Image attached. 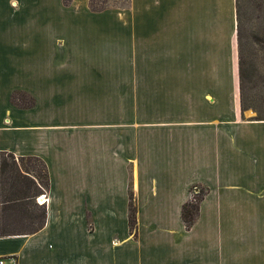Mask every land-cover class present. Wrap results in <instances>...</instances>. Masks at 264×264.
<instances>
[{"label":"crops","instance_id":"crops-1","mask_svg":"<svg viewBox=\"0 0 264 264\" xmlns=\"http://www.w3.org/2000/svg\"><path fill=\"white\" fill-rule=\"evenodd\" d=\"M236 35L237 0H0V151L50 175L45 226L0 236L5 264H264V120L234 99Z\"/></svg>","mask_w":264,"mask_h":264},{"label":"trees","instance_id":"trees-1","mask_svg":"<svg viewBox=\"0 0 264 264\" xmlns=\"http://www.w3.org/2000/svg\"><path fill=\"white\" fill-rule=\"evenodd\" d=\"M72 0H65V4H70ZM256 6L261 14H264V0H255ZM93 11L97 9L91 3ZM244 15L242 11V0H237V44L239 53V90H240V107L242 115L247 109H253L257 116L253 119L264 120L262 110L254 105L248 104L251 98L259 102V97L254 91L248 93L247 68L244 57L243 28ZM264 50V40L261 42ZM249 96H251L249 98ZM22 99H29L30 103H21ZM14 104L23 107H32L34 99L27 93L16 92L13 95ZM50 189V175L46 163L37 156H20L13 153L0 151V236L33 234L41 230L47 220L46 205L37 204V198L48 192ZM190 198L183 205L182 218L187 229H191L197 221L200 214V206L208 188L197 184L191 187ZM130 201V228L137 235V205L135 196L131 193ZM38 202V200H37ZM40 209V214L32 221L31 207ZM9 209L16 210V215L8 213ZM14 215L15 218L12 216ZM26 223V225H22Z\"/></svg>","mask_w":264,"mask_h":264},{"label":"rangeland","instance_id":"rangeland-1","mask_svg":"<svg viewBox=\"0 0 264 264\" xmlns=\"http://www.w3.org/2000/svg\"><path fill=\"white\" fill-rule=\"evenodd\" d=\"M72 0L71 2H73ZM90 8L91 3L97 9L110 10L113 11L115 7H126L129 4V0H88ZM92 10V9H91ZM99 10V11H103ZM97 11V12H99ZM242 11L244 15V28H243V42H244V57H245V65L247 68V82L248 93H256L259 97V102L253 101L249 96L248 104L254 105L262 110L264 114V50L262 49L261 42L264 40V14H261L256 6L255 0H242ZM112 13V12H111ZM81 19L88 20L89 22L103 20L112 21L113 15H105L102 14L86 17L83 16ZM238 43V42H237ZM238 50V44H237ZM239 57V53L237 54ZM239 59V58H238ZM110 62V61H109ZM109 62L107 61V67L109 66ZM123 88L121 95V103H131V91L129 84V61H123ZM237 85L234 90V99L237 103H240V90H239V61L237 65ZM20 92V91H19ZM25 93V92H23ZM218 96L220 100L225 96V93L218 92ZM33 98V97H32ZM211 99V97H209ZM21 103H30L29 99H22ZM257 116V112L253 109H247L244 112L245 118H255ZM36 203H39L36 200ZM137 205V204H136ZM32 211V221H34L38 214H40V209L35 207H31ZM8 213H12L16 215V210L9 209ZM12 215V216H14ZM11 218H15L11 217ZM26 225V223L22 224Z\"/></svg>","mask_w":264,"mask_h":264},{"label":"built area","instance_id":"built-area-1","mask_svg":"<svg viewBox=\"0 0 264 264\" xmlns=\"http://www.w3.org/2000/svg\"><path fill=\"white\" fill-rule=\"evenodd\" d=\"M38 202L41 204V205H46L48 204L49 202V196H48V193H44L42 195H40L38 198H37ZM5 259L3 258H0V264H5Z\"/></svg>","mask_w":264,"mask_h":264}]
</instances>
